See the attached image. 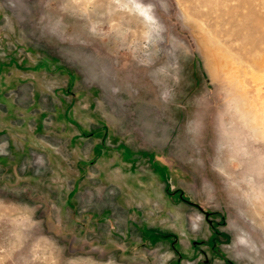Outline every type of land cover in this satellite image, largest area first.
<instances>
[{
  "label": "rangeland",
  "instance_id": "374dc122",
  "mask_svg": "<svg viewBox=\"0 0 264 264\" xmlns=\"http://www.w3.org/2000/svg\"><path fill=\"white\" fill-rule=\"evenodd\" d=\"M0 264H264V0H0Z\"/></svg>",
  "mask_w": 264,
  "mask_h": 264
},
{
  "label": "water",
  "instance_id": "95a60500",
  "mask_svg": "<svg viewBox=\"0 0 264 264\" xmlns=\"http://www.w3.org/2000/svg\"><path fill=\"white\" fill-rule=\"evenodd\" d=\"M195 207H196L199 211H202L200 207H198V206H196V205H195ZM203 214H204V216L207 215L206 213H203Z\"/></svg>",
  "mask_w": 264,
  "mask_h": 264
},
{
  "label": "crops",
  "instance_id": "0c3cea01",
  "mask_svg": "<svg viewBox=\"0 0 264 264\" xmlns=\"http://www.w3.org/2000/svg\"><path fill=\"white\" fill-rule=\"evenodd\" d=\"M196 220H199V218H195Z\"/></svg>",
  "mask_w": 264,
  "mask_h": 264
}]
</instances>
